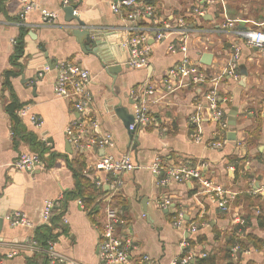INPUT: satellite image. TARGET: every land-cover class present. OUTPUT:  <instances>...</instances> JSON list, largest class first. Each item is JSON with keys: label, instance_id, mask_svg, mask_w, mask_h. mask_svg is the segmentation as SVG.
<instances>
[{"label": "crops", "instance_id": "obj_1", "mask_svg": "<svg viewBox=\"0 0 264 264\" xmlns=\"http://www.w3.org/2000/svg\"><path fill=\"white\" fill-rule=\"evenodd\" d=\"M34 1L57 12L54 24H44L39 9L22 20V0H0V217L21 211L30 221V225L11 226L4 219L0 264H28L38 254L30 244L36 231L46 225L55 237V250L69 264H103L100 226L115 179L123 184L111 201L124 221L117 232L132 243L131 264H173L184 251L192 256L189 264L202 259L207 264H264V193L254 192L264 184V53L234 33L264 31V0H152L161 22L186 20L188 50L182 51L183 40L177 34L161 42L150 35L152 52L144 68L129 66L124 45L129 22L112 11V0H69L68 5L64 0ZM68 6H74L77 19L69 20ZM229 22L233 27L227 29ZM153 24L150 19L138 23ZM76 28L100 29L104 51L94 52L86 41L82 45L73 33ZM236 43L242 46L240 77L224 81L219 98L227 123L226 143L213 149L207 144L219 134L218 123L205 116L202 141L195 140L191 123L206 85H188L166 94L163 80L185 55L207 75L220 74ZM104 57L115 66V76L103 65ZM64 60L90 71L94 99L86 114L54 91L56 65ZM243 67L248 72L245 80ZM146 83L154 87L158 99L151 105L154 121L134 130L131 137L127 121L116 108L121 104L129 120L134 115L131 93ZM27 106L30 109L22 115ZM33 116L42 124H34ZM83 117V126L89 125L87 137L110 134L114 146L82 150L71 144L66 130ZM33 140L48 149L39 154L42 165L35 172L16 168L14 163L22 154L35 153L29 147ZM126 153L137 165L132 171L115 175L93 168L102 156L121 158ZM156 156L167 165L201 167L204 176L234 193L229 208L223 211L209 193L200 194L197 181L165 183L162 175L149 168ZM81 167L82 177L77 178L75 169ZM85 178L95 185L94 190ZM79 183L83 192L98 194L92 202L87 193L79 195ZM102 186L104 192L99 191ZM60 197L53 219L45 224V201ZM165 200L170 202L167 208L162 207ZM180 212L184 226L175 224ZM194 221L198 229L189 232L186 225Z\"/></svg>", "mask_w": 264, "mask_h": 264}, {"label": "built area", "instance_id": "obj_2", "mask_svg": "<svg viewBox=\"0 0 264 264\" xmlns=\"http://www.w3.org/2000/svg\"><path fill=\"white\" fill-rule=\"evenodd\" d=\"M211 2L212 0H203ZM22 8L20 10V19H25L26 15L32 10L39 9L42 14L44 24H54L58 16L56 11L40 8L34 0H22ZM64 5H68L69 0H64ZM112 11L116 14L123 15L129 22L126 27V39L124 45L129 54V66L132 68L148 67L152 48L148 44L150 35L154 40L161 42L172 34L181 36L182 42L180 48L187 53V36L189 27L184 18H179L176 24L170 23L167 20L161 22L159 12L152 3L144 0H112ZM202 12V11H201ZM142 19H150L155 22L152 26H139L138 23ZM161 23V25H160ZM229 29L233 24L229 22L224 26ZM234 33L245 40V42L253 47L258 48L264 53V31L257 29L235 30ZM13 43H17L13 40ZM242 46L236 43L233 45V53L226 64V67L220 74L212 76L207 75L200 66L193 62L187 55L182 61L170 68L163 80L166 94L174 93L188 85L198 86L206 85V90L203 99L196 106L195 112L191 116V123L195 129V140L202 141L204 134L205 116L208 114L214 122L218 123V135L216 139L209 142L208 147L218 149L223 147L226 140L223 138L224 130L227 128L226 120H224V110L220 104L221 84L228 80H238L240 77L239 65ZM49 68V67H47ZM57 77L54 81V91L57 95L69 98L74 103V108L80 114H86L93 102V93L89 88L91 78L90 71L82 65L70 61H60L56 65ZM42 74V73H40ZM134 101V122L130 125L131 130L146 127L154 121L151 111V105L158 102L154 87L146 83L132 91ZM30 106L23 108L20 113L26 114ZM84 118V117H83ZM34 124L41 125L42 121L35 116L32 117ZM85 118L79 120L72 127L66 130L68 141L75 144L78 149L86 150L92 147L104 149L106 146H114L115 142L110 134L102 137H87L88 124L83 126ZM90 127H96V122H89ZM87 137V141L85 138ZM42 165L40 155L37 153H24L14 163V166L21 170L35 172ZM95 170L105 171L113 174H120L127 171H132L137 168L131 154L126 153L121 158H113L112 156H102L98 158L93 167ZM152 173L163 176L165 183L172 181H197L200 186V194L209 193L219 208L226 211L229 208L232 193L225 190L222 186L214 183L202 173V168L199 166H189L187 164L167 165L161 156H156L149 166ZM118 176V175H117ZM98 181V186L101 185ZM123 182L120 179H115L111 183L109 192V202L105 207L104 222L100 226L102 229V243L100 246V254L103 264H131L130 248L132 243L128 239H123L117 232V226L123 224L121 216L117 208L113 205L111 199L118 192L119 187ZM264 193V184L254 191ZM62 197L57 200H46L44 207V222L49 224L52 219L54 210L60 204ZM80 203L82 201L80 200ZM169 201L162 202V207L167 208ZM4 219L11 226L30 225L27 215L21 211H15L4 216ZM66 221V220H65ZM177 226H184L183 212L176 216ZM189 232H196L198 229L197 221L186 225ZM55 240H48L47 245H39L34 240L31 242V247L38 253H45L50 264H69L70 260L58 253L55 250ZM206 254H203L205 256ZM192 259L190 252H182L178 259L173 261V264H189Z\"/></svg>", "mask_w": 264, "mask_h": 264}, {"label": "water", "instance_id": "obj_3", "mask_svg": "<svg viewBox=\"0 0 264 264\" xmlns=\"http://www.w3.org/2000/svg\"><path fill=\"white\" fill-rule=\"evenodd\" d=\"M144 1H152V0H144ZM74 6H68L65 8V11L68 15H71V18L69 19L71 20H75L77 19V16H74ZM73 33L78 37V40L81 42V44L83 45V43L86 41L88 44L93 46V50L94 52H98L102 50V52L104 51L102 48V43L104 42V34L100 29H81V28H76L75 30H73ZM204 57H206L207 59H210L211 56L209 54H205ZM206 63H208L207 61H204ZM52 63V62H50ZM103 65L105 67H107L108 72H110L113 76H115L117 73L115 66H113V64H111L110 60H106V58L104 57V62ZM242 68V67H241ZM248 72L247 70L243 67L242 69V79L245 80L246 76H247ZM116 112L122 116L126 121V126L130 127V125L134 122V115L130 116V119L128 120V116L126 114V110L121 106V104L118 105V107L116 108ZM130 136L133 137L134 136V130H130ZM4 222V218L0 217V231L2 228Z\"/></svg>", "mask_w": 264, "mask_h": 264}, {"label": "trees", "instance_id": "obj_4", "mask_svg": "<svg viewBox=\"0 0 264 264\" xmlns=\"http://www.w3.org/2000/svg\"><path fill=\"white\" fill-rule=\"evenodd\" d=\"M149 3H152V1H150ZM29 147L33 150V152L38 153L41 156H43V154L48 150L47 147L45 146V144H42V143H40L38 141H34V140H33V144L29 145ZM82 172H83V167L76 168L75 169V177L76 176H77V178L82 177ZM86 180L88 183V187H91L93 189L95 185L89 179H86ZM104 190H105V188L103 186L101 189H99V191H101V192H104ZM77 191H78L79 195H83V196H85V193H87V192H83L84 190H83L81 183H79V188L77 189ZM96 196H95V193L89 192L86 194L85 197H88L90 202H92L96 198ZM54 212H55V210H54ZM52 219H53V217H52ZM58 224L61 225V223H58ZM51 239L54 240L55 237L52 234V229L50 226H48V225L43 226L36 231L35 241L39 245L45 246V245H47L48 240H51ZM231 245H233V244H231ZM207 263H208L207 259H202V260L197 261V264H207ZM28 264H49V259H48L47 255L42 252V253H38L37 256H35V258H33Z\"/></svg>", "mask_w": 264, "mask_h": 264}]
</instances>
